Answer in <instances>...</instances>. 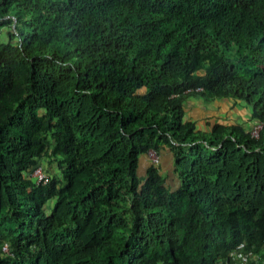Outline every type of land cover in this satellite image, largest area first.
Segmentation results:
<instances>
[{"label":"trees","instance_id":"trees-1","mask_svg":"<svg viewBox=\"0 0 264 264\" xmlns=\"http://www.w3.org/2000/svg\"><path fill=\"white\" fill-rule=\"evenodd\" d=\"M193 98L255 124L199 129ZM235 250L264 264V0H0V264Z\"/></svg>","mask_w":264,"mask_h":264},{"label":"rangeland","instance_id":"rangeland-1","mask_svg":"<svg viewBox=\"0 0 264 264\" xmlns=\"http://www.w3.org/2000/svg\"><path fill=\"white\" fill-rule=\"evenodd\" d=\"M9 27H5L3 29V33L1 35V39L4 41L8 40V34L10 32ZM188 105V104H187ZM203 107H209V108H215L217 111L216 117L219 116L218 114H221L222 118L226 122L230 123H237L242 124L245 126H254L255 121L252 119V112L249 107H247L243 102L241 101H235V100H218L216 102H213L210 105H206V103H203ZM194 108H196V105H193ZM207 116V114H206ZM205 117V116H204ZM203 118V117H202ZM209 118V117H208ZM260 126L256 125L253 129V132L255 135L258 134L260 130ZM158 159L160 161V164H164L165 166H170V155L169 152L165 151L163 154L158 155L156 152L151 151L147 156L146 160L154 161ZM146 162V161H145ZM44 166V169L48 175V177H55L59 174L58 165L54 162H50L48 158H44L41 162ZM52 202V201H51Z\"/></svg>","mask_w":264,"mask_h":264},{"label":"crops","instance_id":"crops-1","mask_svg":"<svg viewBox=\"0 0 264 264\" xmlns=\"http://www.w3.org/2000/svg\"><path fill=\"white\" fill-rule=\"evenodd\" d=\"M203 103H206L203 99L200 98H193L188 102L187 105V120H192L197 123L199 129L206 130L207 129V122H221L223 124H229L222 118L221 114L216 117L217 111L215 108L203 107ZM211 103H206V105H210ZM196 105V108L193 107ZM207 114V116H206ZM205 116V117H204ZM203 117V118H202ZM209 117V118H208ZM230 124H237V123H230Z\"/></svg>","mask_w":264,"mask_h":264},{"label":"built area","instance_id":"built-area-1","mask_svg":"<svg viewBox=\"0 0 264 264\" xmlns=\"http://www.w3.org/2000/svg\"><path fill=\"white\" fill-rule=\"evenodd\" d=\"M155 163H159V160H154ZM37 184L46 183L47 173L43 165L36 167L32 173ZM4 250H8L7 247ZM254 259V254L251 252H244L242 250H235L230 253L229 258L226 261H221L219 264H249Z\"/></svg>","mask_w":264,"mask_h":264}]
</instances>
